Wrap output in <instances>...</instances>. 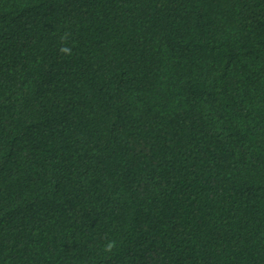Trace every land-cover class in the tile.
<instances>
[{"label":"trees","instance_id":"16d2710c","mask_svg":"<svg viewBox=\"0 0 264 264\" xmlns=\"http://www.w3.org/2000/svg\"><path fill=\"white\" fill-rule=\"evenodd\" d=\"M0 264H264V0H0Z\"/></svg>","mask_w":264,"mask_h":264}]
</instances>
